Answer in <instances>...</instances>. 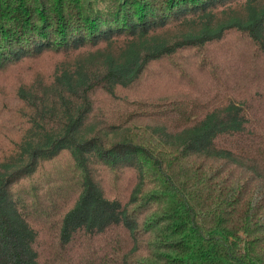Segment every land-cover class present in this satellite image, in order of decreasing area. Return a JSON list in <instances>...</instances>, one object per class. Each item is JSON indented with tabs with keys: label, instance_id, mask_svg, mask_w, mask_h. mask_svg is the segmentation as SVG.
<instances>
[{
	"label": "trees",
	"instance_id": "16d2710c",
	"mask_svg": "<svg viewBox=\"0 0 264 264\" xmlns=\"http://www.w3.org/2000/svg\"><path fill=\"white\" fill-rule=\"evenodd\" d=\"M10 72L0 264H264V0H0Z\"/></svg>",
	"mask_w": 264,
	"mask_h": 264
},
{
	"label": "rangeland",
	"instance_id": "374dc122",
	"mask_svg": "<svg viewBox=\"0 0 264 264\" xmlns=\"http://www.w3.org/2000/svg\"><path fill=\"white\" fill-rule=\"evenodd\" d=\"M4 76H9V77H4ZM0 77H1L0 82L3 83V82L8 81L10 79H12L14 81L16 78H19V75L15 74L13 72H10V73H6V74L3 73V75Z\"/></svg>",
	"mask_w": 264,
	"mask_h": 264
}]
</instances>
